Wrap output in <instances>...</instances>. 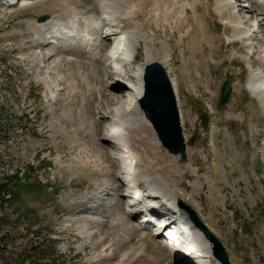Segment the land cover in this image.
I'll return each mask as SVG.
<instances>
[{
    "label": "rangeland",
    "instance_id": "rangeland-1",
    "mask_svg": "<svg viewBox=\"0 0 264 264\" xmlns=\"http://www.w3.org/2000/svg\"><path fill=\"white\" fill-rule=\"evenodd\" d=\"M78 1L89 18L99 16L93 0ZM153 1L146 0L142 20L152 22ZM214 1L211 16L204 6L199 11L216 60L206 45L180 41L194 25L175 35L168 25H159L155 43L156 62L176 84L188 162L168 153L154 131L156 140L145 133L143 145L148 160L182 191L179 198L222 241L231 264H264V111L248 90L249 65L264 74V39L252 41L251 51L244 45L229 47L223 34L233 37L234 31L218 25ZM9 2L14 5L6 9L0 0V184L8 181L11 193L0 200V264H176L175 255L157 239L156 244L148 237L140 241V232L132 231L141 227V218L129 215L128 224L118 226L110 222V213H118L116 202L124 213L129 198L121 196L124 175L117 169L123 164L113 159L115 152L104 140L128 82L110 81L96 65L102 59L77 53L79 46L53 53L47 38L46 46L37 47L26 22L40 23L54 12V0ZM251 16L230 13L228 19L246 27ZM187 18L194 24L191 11ZM150 25L156 30L157 24ZM141 47L136 60L127 63V75L145 61ZM191 47L207 51L203 65ZM70 50L75 56L66 55ZM233 51L244 58L233 62ZM227 79L233 92L223 106ZM97 182L110 186L102 193ZM157 223L141 230L156 234L163 221ZM171 232L166 227L157 238L163 242ZM108 256L114 258L108 261Z\"/></svg>",
    "mask_w": 264,
    "mask_h": 264
},
{
    "label": "bare ground",
    "instance_id": "bare-ground-1",
    "mask_svg": "<svg viewBox=\"0 0 264 264\" xmlns=\"http://www.w3.org/2000/svg\"><path fill=\"white\" fill-rule=\"evenodd\" d=\"M6 1L9 2L10 0ZM93 1V4L95 5L93 6L100 11L102 16H98L97 18H89L87 15L88 13L84 14V12H82L81 4L78 0H54V3H57L55 10L51 13L48 12L47 15L44 16V20L41 18L42 20H40V23L26 22L27 25H29V27L35 31L36 35L35 40L33 41L34 43L38 44L37 47L42 48L48 36L59 25H88V27H90L91 25H96V23L99 21L103 22V24L109 25L106 21V17H112V15L117 17L119 26H117L116 29L111 30L110 27L107 33H104L102 30L97 31L96 33L93 32L94 38H90L92 33L91 30L87 31L86 37H84V42L78 45L82 51H76L82 55L92 52V60L102 59L101 62H96V65L100 63L99 69L101 72L106 70V76H108L110 81L115 80L114 78L117 79L120 77L122 81L125 79L128 82V84H124V86L128 89V93L126 95L127 97L125 96V100L118 99L119 101L117 100L118 102L116 103L117 106L114 105L113 114L115 116V124H112L107 130L104 141H106V143L115 152L113 158L114 160L121 162L123 164L122 166L124 167L126 166L124 158H127V162H130V167L133 171L131 168L127 171V176L123 179V186L132 189L135 184H138L139 186L143 185V189H145V192L147 193L148 200H159L156 197L160 199L172 200V205H177L178 208L187 212V209L185 208V206H187L185 201H182L178 196V193L181 194L182 191L178 190L177 187H171L173 182L168 180V173V176H164L160 167L155 162L148 160L147 149L143 145L145 140L144 138H146L147 135L144 134L146 133L149 135L151 142H153V139L156 140V138L153 133V127L145 118L144 113L140 108V99L145 92L144 76L146 68L150 64L156 62L158 55L155 43L159 32L158 29L161 27L159 25H168L173 35H175L176 31H183L188 25H194L191 28L189 27L190 29L188 28V30L181 34L180 41H188L189 46H194L195 42H200V44L202 43L203 45H206L209 49L207 51H210V57L215 59L212 54H214L216 48L213 46L212 37L207 34V28L204 29L203 27L206 22H204L205 18L203 14L199 11V6H204L208 11L209 16H211V0H152L153 6L148 16L150 18L148 19L153 18L155 22L154 25L157 24L156 30H154L150 25L151 23L153 25V20L152 22L150 21L151 23L147 21V18H143L145 20H142L143 13L147 5L146 0H141L138 4L130 2L131 0ZM213 5L214 10L218 15V20L216 21L218 25H222L223 28L227 27L228 30L232 29L234 31L233 37L223 34L224 41L227 45H229V47H235V45H244L251 51V49L255 48V42L262 41L260 40L262 39L261 36H263L264 39V14L262 13L264 12V0H215ZM189 11L193 13L194 24H191L192 21L190 22V20L187 18ZM230 13L252 15L251 24L244 27L231 21L228 19ZM106 14L110 16H106ZM260 14H263V18L258 19ZM113 39H115V42H112ZM252 41H254V43H252ZM142 44L143 51H145V61L143 60V64L138 66L135 72L133 70L134 73L131 72L127 75V63L129 64V62L136 60L138 57L137 54L139 53ZM65 47H63V49ZM62 50L61 48H56L53 53H60ZM70 51L71 52L68 51L66 55H72L73 52L72 50ZM207 51L204 50L202 54L198 47L193 48V53L196 55L197 59L200 60L201 65L204 64V58L206 57L205 54H207ZM243 56L239 55L237 51H233V62L238 60V58H244ZM109 57H111V60ZM212 58V62L215 63ZM68 59L72 61L75 60H73V58ZM165 69L176 90V84L172 78L171 72L166 67ZM248 86L254 97L258 99L260 104H262L261 107L264 111V74L259 73L250 65ZM105 117L106 119L108 118L107 113H105ZM117 173L118 172L115 170L111 172L115 178ZM117 178L120 180L119 175ZM108 186H110L108 182H103V184H99V182H97L96 190L103 193L105 191L104 189L108 190ZM113 191L117 192V195H120L119 190ZM129 195L132 197L129 198L132 199V201L134 200V197L139 199L137 194ZM121 196L125 199L128 198L126 194L123 193V191ZM142 201L143 200L141 199L135 205H130V201H128L125 204L127 209L126 212L124 211V213H121L123 212L122 204L117 201L115 204L117 209L115 211L118 213L113 215L110 213V222L114 224V226H118L119 224H128L126 222L128 220L126 217L129 215L136 216L135 213H130V210L128 209H132L133 207L140 209ZM161 209H157L156 206L154 208L151 207V211H153L155 213L154 215L160 219L165 217L168 213H173V211L170 209ZM183 220L184 222L189 223L187 216ZM179 223L182 222L175 221L167 226L172 230L170 234L173 236H176V234L172 228ZM151 226L155 225L146 222V225L143 227L150 228ZM132 231L140 232L138 235L140 241L148 237V239L153 241V244H156L157 235L161 234L160 230L153 235L147 234L145 230H141V227H138L137 230L133 227ZM166 237L168 238V236H165V238ZM181 237L187 241V245L185 246L186 248L180 247V249L175 250L176 246L173 242L168 243L165 241L166 245L168 244L166 249L175 255L176 264L177 262H180V264L186 262L189 264H194V262H197L196 264H205L202 259L194 262L187 259V256L190 253L193 254V251L208 254L214 258L213 243L205 236L203 230L200 227L194 226L190 236L186 237V234L184 233ZM178 240L179 242L181 241L180 238ZM107 258L108 261H111L114 257L108 256ZM216 262L218 264H222L218 259Z\"/></svg>",
    "mask_w": 264,
    "mask_h": 264
},
{
    "label": "water",
    "instance_id": "water-1",
    "mask_svg": "<svg viewBox=\"0 0 264 264\" xmlns=\"http://www.w3.org/2000/svg\"><path fill=\"white\" fill-rule=\"evenodd\" d=\"M144 81L145 92L140 99V108L153 126L162 146L170 154L180 157L183 162H187L188 146L182 126L178 97L166 69L158 62L150 64L146 68ZM232 92L233 88L230 81L226 80L221 90V104L223 106L229 104ZM185 208L194 223L203 230L205 236L213 243L215 257L222 264H231L222 241L209 230L192 208L189 206H185Z\"/></svg>",
    "mask_w": 264,
    "mask_h": 264
},
{
    "label": "trees",
    "instance_id": "trees-1",
    "mask_svg": "<svg viewBox=\"0 0 264 264\" xmlns=\"http://www.w3.org/2000/svg\"><path fill=\"white\" fill-rule=\"evenodd\" d=\"M8 181L6 183L0 184V200H4L5 196L10 195V191L8 190ZM1 225V221H0Z\"/></svg>",
    "mask_w": 264,
    "mask_h": 264
}]
</instances>
